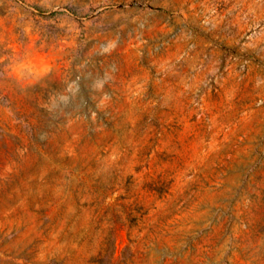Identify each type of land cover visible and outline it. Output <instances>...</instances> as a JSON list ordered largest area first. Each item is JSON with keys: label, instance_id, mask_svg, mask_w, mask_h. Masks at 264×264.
<instances>
[{"label": "rangeland", "instance_id": "1", "mask_svg": "<svg viewBox=\"0 0 264 264\" xmlns=\"http://www.w3.org/2000/svg\"><path fill=\"white\" fill-rule=\"evenodd\" d=\"M0 264H264V0H0Z\"/></svg>", "mask_w": 264, "mask_h": 264}]
</instances>
